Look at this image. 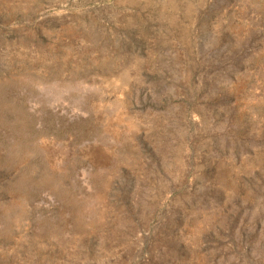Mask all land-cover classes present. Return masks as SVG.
I'll return each instance as SVG.
<instances>
[{"label":"rangeland","instance_id":"374dc122","mask_svg":"<svg viewBox=\"0 0 264 264\" xmlns=\"http://www.w3.org/2000/svg\"><path fill=\"white\" fill-rule=\"evenodd\" d=\"M0 264H264V0H0Z\"/></svg>","mask_w":264,"mask_h":264}]
</instances>
